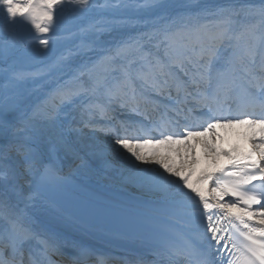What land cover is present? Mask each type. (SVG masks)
Wrapping results in <instances>:
<instances>
[{
  "label": "snow or ice",
  "instance_id": "1",
  "mask_svg": "<svg viewBox=\"0 0 264 264\" xmlns=\"http://www.w3.org/2000/svg\"><path fill=\"white\" fill-rule=\"evenodd\" d=\"M164 7L161 0H105L100 5L95 0H0V13H6L0 35H11L19 22L47 34L54 31L51 25L65 11L76 20L94 8L112 14L103 23L81 27L76 50L58 56L40 72L0 70V78L5 81L0 84V141H6L0 143V264H65V260L66 264H88L90 249L63 241L54 233L42 234L32 227L30 213L42 190L68 181L60 174L56 148L46 156L37 145L47 131L56 128L62 106L77 100L82 120L84 115L90 118L83 121L85 127L97 115L111 121L117 109L146 120L152 119L151 113L164 110L151 124L137 127L122 120L120 129H104L115 131V145L127 150L136 161L159 165L163 171L156 174L157 186L180 206L188 224L200 225L198 231L190 233L160 234L153 249L156 259L150 264H224L225 251L229 253L227 264H264V34L259 37V53L255 45L243 52L232 45L235 25L239 23L249 33L254 27L235 19L240 12L258 15L264 24V0L258 7L247 6V10L227 6L209 11L205 7L196 16H178L159 29L122 40L114 48L103 49L100 45V32L111 31L114 24L136 22L132 18L117 19V10ZM200 15L214 19L200 23ZM39 44L48 48L50 39L43 36ZM94 46L102 49L96 59L72 69L69 57L91 51ZM257 54L259 76L253 67ZM7 55V49L0 48V57ZM65 70L72 73L70 82L57 86L48 100L31 111L23 106L20 88L26 81L54 74L59 78ZM237 125L248 127L249 147L219 151L213 142L219 139L215 129ZM69 131L79 129L70 127ZM196 137H210L203 143L204 152L222 155L229 162L227 168L203 171L196 179V184L208 185L211 181V197L193 185L194 169H173L166 158L153 153L154 159L148 161L142 152L133 150L183 145L189 162L196 165V146L189 143ZM55 143L79 159L80 166L87 164L73 151L63 132L56 134ZM90 151L97 158L102 156L95 146ZM176 151L179 153V149ZM228 196L234 199L225 200ZM253 218L260 226L249 223ZM64 247H71L72 254L66 255ZM57 256L60 261L53 259Z\"/></svg>",
  "mask_w": 264,
  "mask_h": 264
},
{
  "label": "bare ground",
  "instance_id": "2",
  "mask_svg": "<svg viewBox=\"0 0 264 264\" xmlns=\"http://www.w3.org/2000/svg\"><path fill=\"white\" fill-rule=\"evenodd\" d=\"M97 5L103 4L105 0H95ZM132 2V0H129ZM161 3L165 5L164 8L158 9H142L141 13L144 14L143 17H134L132 18L135 23L131 24H114L112 25L111 31L100 32L98 35V40L100 45H102L103 49L114 48L117 43L122 40H128L130 38H135L140 35L142 32L150 31L154 29H159L164 26L166 22H170L171 19L176 18L181 15H192L196 16L198 13H201L203 8H208L209 11H215L218 7H227L233 6L236 9L244 8L247 10V6H259L261 4V0H161ZM139 11L140 9L128 8V9H120L115 12V17L117 19H128L129 10ZM65 14L72 21V28L69 30H58L54 34H41L37 33L35 29L32 28L31 24L19 22L14 29L12 30V34L9 35L5 32L3 35H0V48L7 49L8 55L7 57H0V70L5 68H10L13 71H18L22 73H37L40 72L45 67H42L38 70L34 71H20V66L23 65L22 62H18V58L24 54L40 52V51H49L55 50V53L58 56L66 55L69 51H75L77 46L80 44V28L86 27L89 23H103L106 19H111L112 14H109L102 9L94 8L90 11L84 18L76 20L73 19L72 14L70 12L65 11ZM166 16L168 17V21L161 20L160 17ZM6 19V13H0V24H2ZM214 19L211 15H200L199 22L200 23H210ZM237 21H243L245 25L253 27L254 29L261 30L262 34H264V24L261 23L260 17L258 15H245L244 12H240V14L235 17ZM156 20L155 22H153ZM245 32L243 28L240 27L238 23L235 25L234 36L232 40V45L234 46L235 41H237L238 33ZM253 32V31H252ZM253 35V33H249ZM47 36L50 39V44L48 48L43 47L39 44V38ZM36 37L35 40L32 38ZM101 47H93L91 51H87L83 54H76L69 57V64L72 69L78 68L80 65L84 63H90L92 60L96 59L97 53L101 51ZM162 54V53H161ZM15 59V65L11 63V60ZM72 77V73L69 70H65L64 73L59 75V78L54 74L52 76H38L35 78V82L32 79L26 81L20 88V91L23 94V106L31 111L37 105H42L46 100H48L49 95L52 91L59 85H64L66 82H70ZM5 81L0 78V84H3ZM158 98V97H157ZM82 108L80 107L79 100L75 103V105H71L68 108L62 107V111L57 122V126L55 129L63 132L65 135V121L66 119L72 120L76 118L78 120L81 118ZM71 122V121H70ZM63 123V124H62ZM70 124V123H69ZM66 139L69 142H72L73 139L69 138L65 135ZM200 140L202 138H206V140L199 142L201 145L207 140H210V137H197ZM216 146L217 140L213 141ZM0 143H6V141H0ZM76 144H80L83 149L89 150L91 146H95V148H102L104 143L99 140L90 141L88 139H77L75 141ZM191 144V141H189ZM218 143L223 146V140L221 138L218 139ZM42 144V145H41ZM43 146H46L45 149ZM79 146V147H80ZM38 149L41 152H45L49 148L53 147L57 150H61V148L56 145L54 141H52L48 135L42 137L40 144L37 145ZM110 149V145L108 146ZM165 150V154L159 155V157H163L167 159V162L173 167V169H180L182 171H188L190 169H194L193 172V185L198 187L201 184H196L195 181L198 178L199 174L206 170H211V168L207 167L208 159L206 160V153L202 150L204 156H196L199 160V163L196 165H192L189 161L190 158L187 159H178L173 154H177L176 149H178V145H162ZM184 148V147H182ZM171 149V151L169 150ZM218 149V148H217ZM112 151V152H111ZM111 156H109V162H113L118 160L117 157L120 155H124L127 150L119 148V146L115 145L111 147ZM47 152V151H46ZM141 152V151H140ZM158 152V151H157ZM156 152V153H157ZM155 153V155H156ZM50 155V152L46 154V156ZM196 155V154H195ZM15 157V153L12 154ZM157 156V155H156ZM146 160L151 161L153 158V154L146 155ZM121 159V158H120ZM177 159V160H176ZM120 167L123 170L128 169L131 170L132 175H136L139 170L144 171L146 169V174L152 170L154 174L158 172H162L163 170L159 167V165L154 164L153 168H151L152 163H142L135 160L134 157L128 156L126 158H122ZM211 162V160H210ZM154 163V162H153ZM143 168V169H142ZM118 175V174H117ZM118 180H120V176H117ZM115 176V175H114ZM148 180L147 178H143V181ZM155 180V179H154ZM211 181L208 182L209 186L204 185V188H211ZM139 183H136L135 186H139ZM153 192L159 194L160 196L165 197L166 199L173 201L171 197L163 192L155 183L151 190L147 192ZM187 191V190H185ZM174 202V201H173ZM30 213L33 218L32 227H34L37 231H48L42 234L54 233L61 240L67 241L69 243L75 242L77 244L86 246L88 249H111L117 251H123L125 249L124 243L126 242L123 239H114L102 236L95 232H91L87 234L85 231L80 230L78 226L75 224H71L62 220L58 217H55L51 210L48 208L45 202L40 199H36L34 206L30 209ZM135 242L136 245L141 244L142 249H147V252L150 253V247L146 240L141 237H137L132 241Z\"/></svg>",
  "mask_w": 264,
  "mask_h": 264
},
{
  "label": "rangeland",
  "instance_id": "3",
  "mask_svg": "<svg viewBox=\"0 0 264 264\" xmlns=\"http://www.w3.org/2000/svg\"><path fill=\"white\" fill-rule=\"evenodd\" d=\"M156 21V20H155ZM154 21V22H155ZM257 32H259V33H262L261 31H258L257 30ZM238 39H239V42H240V46H242L243 45V43L245 42L244 41V38H240V36H238ZM256 41H255V43H257L258 41H259V38H256L255 39ZM11 61H13V60H11ZM179 156H181V155H179ZM151 161L153 160V158H151L150 159ZM152 164H153V162H151ZM122 175H126L125 173H122ZM149 175V174H148ZM150 176H152V174H150ZM140 179H141V172H140V170H139V172L137 173V175L135 176V177H131L130 178V180H132V181H134L135 183H137V182H139L140 181ZM150 182V181H149ZM147 182V183H145V184H147V185H149V186H151V185H153V183L152 182Z\"/></svg>",
  "mask_w": 264,
  "mask_h": 264
}]
</instances>
